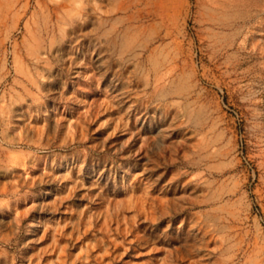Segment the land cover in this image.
<instances>
[{
  "label": "rangeland",
  "instance_id": "1",
  "mask_svg": "<svg viewBox=\"0 0 264 264\" xmlns=\"http://www.w3.org/2000/svg\"><path fill=\"white\" fill-rule=\"evenodd\" d=\"M0 264H264V0H0Z\"/></svg>",
  "mask_w": 264,
  "mask_h": 264
}]
</instances>
